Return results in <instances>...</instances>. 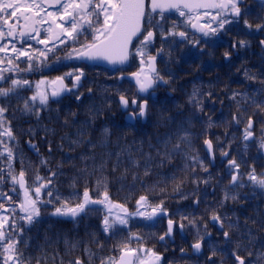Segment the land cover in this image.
Wrapping results in <instances>:
<instances>
[{
  "label": "flooded vegetation",
  "instance_id": "obj_1",
  "mask_svg": "<svg viewBox=\"0 0 264 264\" xmlns=\"http://www.w3.org/2000/svg\"><path fill=\"white\" fill-rule=\"evenodd\" d=\"M18 2L21 5L32 4L33 0H18ZM35 3L41 4L42 10L33 8L30 11L18 12L17 17L9 19V23H16L19 18L16 38L7 37L0 41V45L6 44L8 47L7 52H0V69L4 70L2 74L7 78L0 81V87H10L11 79L29 81V84L18 87L7 97L0 96V106L7 109L0 116V133L6 128H10L13 133L11 138L0 135V141H3L0 143V176L4 178L3 182H0V186L5 187L9 178L4 162L5 144L12 150L13 163L18 168V172L19 158L20 160L23 157L29 158L25 151L33 153L34 160L37 162L40 158L38 147L41 148L38 140L45 141V137L43 135L39 137V134L46 131V124L40 125L39 119L53 115L55 104L76 101L78 94L81 97L79 100L86 99L88 93H92L95 88H101L102 95L106 94L105 98L101 97V99L118 102L126 123V115L136 110L131 106V100L137 99L139 104L143 99H147L149 112L146 120L137 117L134 118V123H128V125L136 131L150 133L152 128L147 125L150 119L155 120L154 123L157 126V121L167 120L162 117H169L174 120L178 119L179 125L181 122L182 132L189 129L196 135H205L203 149L208 159V165L207 171L203 172L205 179L201 188L205 195L213 197L217 193L221 194V202L217 211L224 221L223 228L219 222L213 223V220L210 219L206 224L196 221L192 227L186 225L180 229L178 221L173 220L175 223L172 238L166 237L163 242L158 238L151 250L162 256L160 264H165V262H167L166 264H190L195 260L211 263L209 261L219 256L235 259L234 244L239 243L241 233L244 235L245 241H248V237L254 235L255 231L264 228V189L254 184L249 180V177L246 180L241 179L240 170L237 173L228 163L232 159L231 151H245L250 146L258 151L264 150L259 147L261 140L264 139V111L257 107V104L264 107V44H261V41H264V27L259 29L256 27L258 24L264 25V0H241L239 4L240 17H234L229 10L227 13H220V16L213 20L212 17L217 15V9H199L200 24L210 23L215 28L221 18L233 21L225 24L224 28L216 33L209 32L207 36L197 29L191 28L188 24L189 17L195 15L194 13L184 9L186 14L181 16L174 9L166 11L164 13L165 20L160 21L165 31H184L188 36L187 39L178 35L167 38V42L163 45L164 53L157 56L156 68L166 80H169V83L167 85L158 83L145 93L138 91V85L132 75L141 70L139 57L132 55L127 65L114 69L89 65L81 61L76 52L84 51L83 45L91 42L90 30L86 28L78 40H73L67 35L61 36L60 39L48 40V33L45 30L49 28L52 20L47 14L49 12L55 14L60 11V8L58 5L49 6L45 0H35ZM148 3L150 4V0ZM37 12L38 15H36ZM25 16L30 19L25 20ZM156 19L159 17L156 16ZM41 20L44 22L35 23V21ZM244 20H247L252 27L248 28L243 23ZM237 21L239 22L237 23ZM56 23H64V26L68 27V23L59 18L56 19ZM33 27L39 31L38 39L46 40L47 49H51V51H47L45 44L37 43V40L30 38L36 35L35 32H30ZM20 31H29L30 35L21 38ZM55 31L59 30L55 29ZM192 41H198V43ZM241 41L245 42L243 46L240 44ZM13 46L17 49L27 50L32 55V59L29 60L24 56L16 59V54L11 50ZM136 46L137 40H134L131 51H134ZM154 47L156 49L161 47L159 33ZM42 51L46 52V57L39 55V52ZM68 53H73L72 58H68ZM225 53H229V55L226 56ZM152 54L155 55V52L152 51ZM9 58L13 60L12 65L7 62ZM29 64L32 65L31 70H27ZM17 65L18 69L15 67ZM143 68L145 73L150 74L147 64H144ZM78 70H82L84 75L78 86L73 87V84L76 83L74 75L78 74ZM70 72L74 75L67 76L66 74ZM56 77H64V85L72 88V91L62 92L59 96L52 97L51 92L56 86L51 84V81ZM40 81H45V83L39 90H44L49 94L46 105H42L39 98L36 101L30 99L36 95L37 84ZM194 88L199 89L202 111L200 106L188 103ZM209 93L211 95H208ZM121 94L125 95L130 102L126 111L121 109L119 102ZM234 95L235 99L232 98ZM25 101L28 102L32 111L24 109ZM177 105L181 106L179 110ZM234 116L239 119V123L235 122ZM249 117L253 121L251 131L254 135L250 140L245 141L243 134ZM186 124L193 126L186 128ZM206 139L212 141L214 161L206 152L204 143ZM224 152H227L228 155L224 156L222 154ZM231 175L238 176L237 184L230 183ZM256 176L258 177V175ZM261 176L264 177V173ZM33 180H37L36 177ZM238 192L242 193L248 206L238 204L232 199ZM225 193L231 198V203L224 199ZM13 195L19 197V190ZM222 206H225L226 209L221 211L219 208ZM179 209L184 215V208ZM17 210H20L21 215H26L21 209ZM6 212L5 208L0 209V216L5 215ZM168 217H158L154 222H151L152 224L162 223L165 225L164 232L160 236L167 231ZM169 219L171 218L169 217ZM226 230L230 232L231 242L226 241L222 236V232ZM201 238L202 247L197 252L192 245ZM23 242L19 241L17 244H20L17 249L21 264L24 262L21 255ZM214 250L215 256H213ZM2 251L3 247L0 246V252ZM144 255V253H140L142 258ZM3 257L0 255V264H4Z\"/></svg>",
  "mask_w": 264,
  "mask_h": 264
},
{
  "label": "trees",
  "instance_id": "obj_2",
  "mask_svg": "<svg viewBox=\"0 0 264 264\" xmlns=\"http://www.w3.org/2000/svg\"><path fill=\"white\" fill-rule=\"evenodd\" d=\"M101 91V88H95L86 99L55 104L53 115L40 117V125L45 123L46 131L39 134V137H45V141L38 140L41 145L38 147L39 160L36 162L35 156L27 151L29 158H19V172H25L30 190L41 183L33 180L37 176L47 185L41 189V202L38 203L41 215L32 224L20 218L25 216L17 210L22 199L20 193L19 197L13 195L18 188L9 176V173L18 175L19 172L13 157L9 158L7 151L4 152L9 178L5 187L0 186V192L7 193L12 199L0 197V204L7 211L2 216L9 217L5 227L11 237L24 241L21 244L23 264H75L77 260L82 264H101L102 261L113 264L125 244L132 249L145 247L151 250L154 247L165 225L152 224L145 217L128 215L127 225L117 223L105 232L103 219L109 213L104 205H90L92 211L75 218L54 215L55 209L65 200L71 205L80 202L86 189L93 199H103V193L107 191L112 203L123 205L129 214L140 211L142 208L137 201L141 196H147L148 205L143 207L147 213L162 204L172 220L183 222L185 226L192 227L196 221L206 224L213 214L220 216L217 207L221 194L205 195L201 188L204 168L208 165L203 149L205 135L185 130L189 134L188 142H181L179 150H175L174 145L185 132L181 131L178 119L157 121V126L155 120L150 119L147 124L152 128L150 133L136 131L125 123L118 102L101 99L106 96ZM190 126L193 125L186 124V128ZM105 129H108L107 134ZM194 156L203 164L194 163L191 159ZM231 156L240 165L241 179L246 180L253 169L255 175L262 177L264 150L250 146L245 151H231ZM49 180L51 183H47ZM49 191L52 196L47 195ZM49 200L52 202L47 203ZM235 201L248 206L240 192ZM181 207L185 210L184 215ZM219 209L222 211L226 207ZM118 213L124 215L121 209L112 208L110 222ZM248 239L245 241L241 233L239 243L234 244V253L248 260L247 264H264L257 261V256L264 253V228ZM18 247L20 244L16 245ZM0 255L7 254L2 251ZM190 264L236 262L231 257L219 256L211 263L195 260Z\"/></svg>",
  "mask_w": 264,
  "mask_h": 264
},
{
  "label": "snow or ice",
  "instance_id": "obj_3",
  "mask_svg": "<svg viewBox=\"0 0 264 264\" xmlns=\"http://www.w3.org/2000/svg\"><path fill=\"white\" fill-rule=\"evenodd\" d=\"M49 4V6H59L60 11L53 14L49 12L47 16L51 18L52 23L49 28L45 31L48 33V40L60 39L61 36L67 35V37L78 40V38L85 32L86 28L90 30L89 35H91L92 39L90 43H85L83 45L84 51L76 52V55L79 58H87V59H103L112 64H125L128 62L130 56L135 55L140 58L141 70L139 72L133 73V77L135 78V83L138 85V91L140 93H145L149 88H152L154 85L161 83L167 85L169 80H166L164 76L160 74V72L156 68V60L157 56H160L164 53V43L167 42V38L169 36L175 37L180 36L182 38L187 39L188 34L184 31L176 32L175 30L165 31L163 24L160 21L165 20L164 13L166 11L176 10L179 12L181 16H184L186 13L184 9H187L189 12L194 13L188 19V24L191 28L197 29L202 32L205 36L211 33H216L220 29H223L225 24L232 23V20L227 18H221L219 23L215 28L211 26V24H200V15L198 10L201 8H214L217 9V15L213 16L212 19L216 20L220 13H227L229 10L234 17L241 16V8L239 4L241 0H150V4L148 0H45ZM41 9V4L35 3L33 0L32 4H23L21 5L18 0H0V41L5 40L7 37L16 38L17 35V25L19 23V18H17L16 23H9V19L13 17H17L18 12L30 11L31 9ZM11 9V11H8ZM39 13L37 12L36 15ZM208 15V13H205ZM156 16L159 19H156ZM59 18L61 21H65L68 23V27L64 26V23H56V19ZM25 20L30 19V17L25 16ZM44 21H35V23H43ZM239 21H237L238 23ZM243 23L251 28L252 25L248 23L247 20H244ZM147 25V26H146ZM6 26V30H5ZM54 26V27H53ZM256 27L262 28L264 25H256ZM58 29L59 31H55ZM30 32H35L36 35L31 36V39L37 40V43L45 44L47 49V41L40 40L39 31L33 27L30 29ZM29 31H20L19 36L23 38L26 35H30ZM159 33V39L161 41V47L156 49L155 43L157 41V34ZM137 40V46L134 51H131L133 40ZM174 42V41H173ZM193 43H198V41H192ZM11 43V41H9ZM63 43V41H61ZM244 41H241L240 44L243 46ZM261 44H264V41H261ZM155 52V55L152 54V51ZM12 52L16 54V59L20 57H28L29 60L32 59V55L25 49H17L15 46L12 47ZM8 47L6 44L0 45V52H7ZM47 51H51V49H47ZM76 51V50H74ZM40 56L46 57V52H39ZM226 56L229 53H225ZM73 53H68V58H72ZM8 64L12 65L13 60L11 58L8 59ZM148 65V73L144 72L143 65ZM18 69V65L15 66ZM32 65H28L27 70H31ZM3 71L0 69V81H4L7 79L3 76ZM67 76H73V73H67ZM84 73L82 70H78V74L74 75L75 84L73 87H77L79 81L83 77ZM247 75V73H245ZM123 79V77H120ZM253 78V77H250ZM64 77H56L55 80L51 81L54 89L51 92L52 97L59 96L62 92H71L72 88H68L63 83ZM45 81H40L37 84V93L33 95L30 99L32 101H36L39 98V101L42 105H46L49 100V94L44 90H39L41 85H43ZM10 87H0V96L7 97L10 93H13L17 90L18 87L22 85L29 84L27 80H18L11 79ZM91 92V89H89ZM208 95H211L209 93ZM200 92L198 88H194L191 95L189 96L188 103L194 106H200V110L202 111V100L199 98ZM77 100L81 97L78 94L76 96ZM235 99V95L232 97ZM119 102L124 109H128L130 106L129 99L126 98L125 95H119ZM131 106H133L136 110L129 112V118H140L145 119L148 116L149 106L148 100L143 99L142 102L138 104L137 99L131 100ZM258 108H261L264 111V107L260 104H257ZM181 108L180 105H177V109ZM24 109L26 111H32L28 102L25 101ZM7 109L3 106H0V116L6 112ZM74 115V113H73ZM163 119H170L169 117H162ZM236 123H239V119L237 117H233ZM253 127V121L251 117L248 118L247 125L244 129L243 138L245 141L250 140L254 133L251 131ZM105 134L108 133V129L104 130ZM0 135H5L8 137H13V133L10 128H6ZM189 134L187 131L184 132L182 136L179 137V141L174 145L175 150H179L181 142H188ZM3 143V141H0ZM205 145L207 149L210 151L212 149V141L205 140ZM259 147L264 149V139L261 140ZM5 151L8 153V157L12 158L13 153L10 148L5 144ZM224 156H227L228 153H222ZM194 163L203 164L202 161L198 159V157L191 158ZM230 167L234 168L237 173L239 171L240 165L236 162L235 159H230L228 161ZM207 171V168H204ZM255 170L249 173V180H251L254 184L258 185L260 188L264 189V177H257L254 174ZM147 175V172L145 173ZM55 175V173H53ZM10 179L13 184H18L20 188L24 189V199L20 202L19 208L26 215L22 217V219H26L29 224H32L35 218H38L40 213V208L38 207V203H40L41 197V189L46 187L47 185L43 182V178L37 176L36 179L41 181L39 186L30 190L26 187L25 180V172L20 171L18 175H12L9 173ZM3 176H0V182H3ZM237 175H231L230 183L235 185L237 184ZM206 182V181H205ZM47 183H51L49 180ZM242 186V185H241ZM15 191V188L12 189ZM48 196H52V192L49 191L47 193ZM0 197L5 198L8 201H11V196H8L7 193L0 192ZM59 199V197H57ZM225 200L229 199L227 193L224 196ZM233 200L236 199L235 196L232 197ZM52 201H47V203H51ZM94 204L104 205L105 208L108 209L109 215H111L112 208H119L124 213L121 216L119 213L116 215L115 220H109V215H106L103 219V228L105 232H109L110 229H113L114 226L118 223L119 225H127L128 219L126 218L128 215H136V216H144L148 220H152L159 213H163L165 210L163 209L162 204L157 205L151 208V212L144 213L140 212L139 209L135 213L129 214L127 209L124 208L123 205L113 204L110 200L107 191L103 193V199H93L89 195V191L86 189L83 192L82 199L80 202L71 205L69 201L65 200L60 207L55 209L54 215L61 216H71L73 218L80 216L82 213L87 214L92 211L89 206ZM137 204L140 208H143L148 205L147 196H141L137 201ZM0 209H4V205L0 204ZM6 211V209H5ZM184 219H187L185 217ZM211 219L213 221L219 222L220 226L224 227V221L218 214H213ZM9 217L0 216V246L3 247L5 255L3 257L4 264H21V260L19 258L20 254L16 245L19 243L18 240L11 237L8 230L6 229V225H8ZM174 221L172 219H168L167 222V231L164 235L160 236L159 239L163 241L165 237H170L173 232ZM180 229H183L185 225L183 222L178 224ZM222 236L226 241L231 242V236L229 231H223ZM136 239H140L139 237H135ZM251 242V241H249ZM192 247L199 252L202 247V238L198 240L196 243L192 245ZM122 255L119 258V264H132V258H135L137 264H160L162 257L150 250V249H141L129 248L127 244L123 245L121 248ZM143 252L145 255L142 258L140 253ZM216 255L215 250L213 251V256ZM235 255V259L239 262V264H245L244 259H242L239 255ZM252 253H249L251 256ZM110 260L112 258H109ZM257 261L264 262V253H260L257 256ZM75 264H82V261H75ZM101 264H104L102 261Z\"/></svg>",
  "mask_w": 264,
  "mask_h": 264
},
{
  "label": "water",
  "instance_id": "obj_4",
  "mask_svg": "<svg viewBox=\"0 0 264 264\" xmlns=\"http://www.w3.org/2000/svg\"><path fill=\"white\" fill-rule=\"evenodd\" d=\"M135 40V39H134ZM133 40V41H134ZM80 60L81 61H83V62H85V63H87V64H89V65H97V66H101V67H104V68H107V69H114V68H116V67H120V66H125V65H127L128 64V62H129V60H128V62L127 63H125V64H112V63H110V62H108V61H106V60H103V59H95V60H92V59H87V58H80ZM121 105V104H120ZM121 109H122V111H126L127 109H124L122 106H121ZM125 119H126V122L127 123H134V119H130L129 118V115H126V117H125ZM144 120H146V118L144 119ZM31 148H32V146H31ZM206 152L208 153V155H209V157L211 158V160L212 161H214V157H213V151H212V149L209 151L208 149H207V146H206ZM26 187H27V182H26ZM19 190L22 192V196H23V199H24V189H22V188H20V186H19ZM160 216H168V213H166V212H163V213H159L157 216H155L152 220H150V221H154V220H156L158 217H160ZM214 222V221H213ZM173 234V233H172ZM172 234H171V236L169 237V238H172ZM166 238V237H165ZM165 240V239H164ZM163 240V241H164ZM163 241H161V242H163ZM143 253V252H142ZM198 254V253H197ZM122 255V254H121ZM120 255V256H121ZM120 258V257H119ZM119 258H118V260L116 261V263L115 264H119ZM162 260V259H161ZM135 258H132V264H135Z\"/></svg>",
  "mask_w": 264,
  "mask_h": 264
},
{
  "label": "rangeland",
  "instance_id": "obj_5",
  "mask_svg": "<svg viewBox=\"0 0 264 264\" xmlns=\"http://www.w3.org/2000/svg\"><path fill=\"white\" fill-rule=\"evenodd\" d=\"M142 212L147 213V212H145L144 210H143ZM139 217H144V216H139Z\"/></svg>",
  "mask_w": 264,
  "mask_h": 264
}]
</instances>
